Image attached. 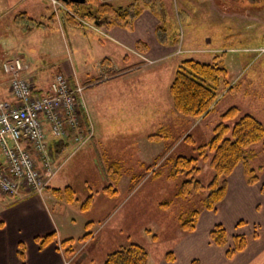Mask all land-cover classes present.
Wrapping results in <instances>:
<instances>
[{
	"label": "rangeland",
	"instance_id": "374dc122",
	"mask_svg": "<svg viewBox=\"0 0 264 264\" xmlns=\"http://www.w3.org/2000/svg\"><path fill=\"white\" fill-rule=\"evenodd\" d=\"M87 1L89 3L88 5L93 6L97 2L124 5L130 1H138L139 6H143L144 3H149L150 7L146 5L145 8L151 10L157 19V24L164 23L168 31L177 32L178 42L174 46H176L175 54L182 53L179 55L180 60L194 58L200 61L211 62L216 59L217 62L219 61L224 66L226 69L224 78L231 83L232 88L221 91L214 110L202 122L206 126L209 123L216 124L219 120L220 113L233 105L239 107L242 114H252L264 124V0ZM6 3V0H0V32L3 33L0 36V40L4 38L16 42L17 54L20 56L23 55L25 61L30 64V68L38 72L42 84L50 83L54 74L60 72V66L64 64L70 66L72 64L76 74L75 76L79 79L84 76V74H80L81 68H87L91 73H95L98 64L96 65L94 62L95 58L93 53H90L83 59L81 53L78 51V43L80 42V33L83 34L82 31L89 34L92 33L86 30V24L94 25L97 20L96 18L80 17L74 13L69 2L65 3L62 0H55V2L52 0H23L21 7L18 6L15 12L10 11L4 14L3 11ZM8 3H14V1L10 0ZM154 8L160 11L162 16L155 15ZM21 10H28L34 19L43 21L49 27L32 25L28 29H25L27 28L28 20L21 18L20 14H18V11ZM52 12L54 13V18L51 20L48 17ZM64 12L76 19L80 25H73L66 18L63 24H59L56 19L62 20ZM96 22L101 23L100 21ZM87 39L91 42L93 41L89 36L84 38V40ZM101 39L106 40L104 38ZM70 45L73 47V54L70 50ZM215 55H218L217 58H214ZM172 62L173 59H170L169 61L158 62L147 66L143 76L139 77L134 74L135 76L131 78L132 80L126 82L127 87L130 86L132 88V96H127L126 107L123 103L117 105L114 99V107L108 108L112 111L109 112L113 114L112 121H110L112 127L103 129L104 135L108 133L118 135L116 133L119 130L116 127L117 125H121L122 127L126 126L125 131H128V135L131 138L157 131L156 129L160 126V112L157 110V106H154L153 103H148V99H153L155 95L162 97L167 82L166 73L171 67ZM144 76H146V79H143ZM82 82H84L83 79ZM105 86L107 85H102L101 87ZM111 90L109 89L108 91L111 93ZM107 98L106 102L108 101ZM110 104L112 106V103ZM254 109L257 115L252 113ZM106 121L107 123L109 122L108 120ZM82 124L85 123L82 122ZM204 124H201V127ZM183 128L170 129V140H180L186 131L185 125ZM192 135L194 139H200L203 134H200L199 130L196 129L192 132ZM198 144L202 143H197L196 145ZM108 147L111 148L110 145H104L102 151L105 154L100 155V160L103 164L107 163L109 158H111V153L107 150ZM191 147L192 143H189V140H182L176 152L187 149L188 152L186 153L188 156L191 154L192 156H197V151L192 152ZM250 151L253 152L249 161L250 165L257 170L259 176L262 174V168H264V150L261 148V144L257 143L252 145ZM69 153V149L62 151L61 158H65ZM79 157L80 161L77 162V166L73 165L78 158L75 157L69 162V165L60 177L68 178L72 187L75 188L82 198L83 192L87 188V182L91 183L93 187V185L100 184L101 180L98 182L96 180L97 177L90 174L91 168L89 169V166L87 167L90 157L84 155ZM198 165L200 166V172L195 176L205 184L212 178L213 170L209 166L208 160H199ZM92 179L93 181L91 182ZM184 179L185 176L183 174L170 178L169 180H165L163 177L152 178V176H149L147 178L144 175L136 177V183L140 188L133 193V197L122 207H118L109 218L110 220L106 224V227L97 233L96 228L98 225L91 226L90 232L94 235V240L91 243L94 248V251L92 250L94 256L99 257L110 246L112 241L109 233L112 230L109 229L116 227L117 223H121L120 226L124 227L123 233L121 234V232L116 231L112 236L119 237L117 236L119 234L121 239H125L130 233V241L136 243L141 242L139 244L148 251L149 264H159L158 262L164 258L169 262L177 260L174 264H229L225 259H232L231 257L236 252L228 255L226 250L233 245L231 234L234 233L237 218L243 221L242 223L240 222L241 225L238 226L239 228H236L242 232L240 234L246 237L247 244L249 243V234L253 221L259 224V227L256 224L255 231L259 232L264 230V221L261 220L262 216L253 215L250 212L248 204L240 203L239 206L232 205L229 210L225 212L218 211L217 213L218 217L222 218L219 220L226 230L227 242L225 245H217L209 239L215 248H207L204 241L205 237L201 231L198 233L200 237L198 238L197 244L194 243V246L188 250L177 249L178 243L183 240L181 238H184H180L179 236V233H183L184 231L179 227L178 216L187 215L191 210L201 208V199L203 197L202 192L194 193L187 198L178 196L176 194L178 185ZM112 180V176H105V185L109 182L112 183ZM53 182L58 183L57 180H52ZM157 187L160 189H155ZM45 195L47 194L45 193ZM143 198L146 201L145 208L137 204ZM104 199L106 202L107 199ZM160 201H166V208H164V204L161 205V208L157 205ZM99 205L102 206V203H99ZM102 212L101 207L98 208L95 204L93 205L91 210L92 215L98 218ZM83 220H85L83 214L79 212L75 213V211L67 212V214L62 216V229L74 223L73 227L77 228L75 231L76 235H74L76 237L82 233ZM152 220L154 221L152 222ZM215 222L211 223L213 225L212 228ZM143 227H147L149 231ZM147 234L148 237L146 238ZM152 235L156 236V241L151 242ZM83 242L81 240L80 247L88 246V244L86 245V241L85 244ZM128 243L130 242L126 241V245ZM218 247L221 248L222 253L227 258L224 256L218 257ZM66 249H68V246L64 247L63 254L67 252ZM113 250L108 251V253ZM73 251L74 249L70 252ZM167 252H172L171 259L165 257ZM71 254H67L64 257L65 264H71L77 260V256L73 257Z\"/></svg>",
	"mask_w": 264,
	"mask_h": 264
},
{
	"label": "crops",
	"instance_id": "0c3cea01",
	"mask_svg": "<svg viewBox=\"0 0 264 264\" xmlns=\"http://www.w3.org/2000/svg\"><path fill=\"white\" fill-rule=\"evenodd\" d=\"M6 1L7 3L3 11L4 14L10 11L15 12L18 6L21 7L23 0H13L14 3H8L10 0ZM20 13H24L26 16L34 19L28 10L18 11V14ZM49 17L48 19H50ZM34 20L44 24V26L38 27H49L43 21ZM56 21L59 24H63L64 22L63 20L57 19ZM156 24V17L151 10L144 7L139 16L134 19L130 28L117 25L107 26L100 23L94 25L87 23L86 30L92 33L89 34L85 31H82L83 34L80 33L78 51L81 53L83 59L85 56L93 53L95 58L94 62L96 65L98 64L97 70L95 69V73H91L89 69L81 68L80 74H84V76L80 79L75 76L76 74L72 64L71 66L68 64L60 66L61 69L59 71L64 73L71 83H79L85 86L82 94L83 112L85 113V120L92 127L93 134L84 145L78 148H75L72 136L60 139L66 145L61 147L59 151L50 142L53 137L49 136L47 138V147L52 162L56 164L63 161V163L52 179L57 180L60 184L52 183L51 180L45 190L47 195H45L44 199L24 189H21L22 194L20 196H11L0 192V264H65L64 257L71 253L73 257L77 256V260L71 264H102L108 251L125 246L126 241L131 242V234L128 232L129 234L125 239H121L119 234L117 235L119 237L112 236L116 231L121 232V234L123 233L124 227L120 226L121 223H117L116 227L109 229L113 231V233L112 231L109 233L112 241L110 244L111 247L108 246L97 257L94 256V248L91 244L94 240V235L90 232L91 226L98 225L96 228L97 233L106 227V224L110 220L109 218L118 207H122L133 197V193L140 188L136 183V177L144 175L147 178L152 176V178L163 177V179L169 180L171 177L167 175L168 171L165 161L177 155L188 156L186 153L188 152L187 149L176 152V149L184 139L182 137L180 140H170V129L186 126L184 135L186 133L191 134L190 137L193 140L192 152L195 151L194 145L197 143H205L211 136L215 123H209L207 126L202 123L210 115V112L203 117L192 118L180 115L173 109L168 88L174 76L175 69L181 61L179 55L182 53L175 54L176 46L163 44L157 40L155 35ZM2 35L3 33L0 32V36ZM88 36L94 42L88 39L84 40ZM101 38L106 40H102ZM16 50V42L4 38L0 40V101L14 102V99L10 95L8 79L1 69V62L3 57L17 54ZM70 50L73 54L74 51L71 45ZM21 57L27 64L26 75L32 82L33 92L37 94L45 92L49 83L42 84L38 72L30 68V64L25 61L23 55ZM170 59H173V62L166 73L167 82L162 97L155 95L153 99L150 97L148 99V103H153L160 112V126L156 130L164 127L162 136L151 138L149 135L152 132H148L139 137L131 138L128 135V131H125L126 126L122 127L121 125L116 126L119 128L116 132L118 135H113V133L104 135L103 129L112 127L110 121H112L113 114H111L112 111L108 108L114 107V99L117 105L123 103L126 107L127 96H132V88L130 86L127 87L126 82L132 80L131 78L135 76L134 74L139 77L143 76L147 66L158 62L169 61ZM82 79L84 82H82ZM143 79H146V76ZM102 85L107 86L101 87ZM109 89H112L111 93L108 91ZM106 97H108L107 102ZM110 103H112V106ZM252 113L257 115L255 109ZM106 120L109 122L107 123ZM87 123L82 129L87 128ZM201 124H204L203 127H201ZM196 129L199 130L200 134H203L202 138L199 139L196 137L197 139H194L192 132ZM104 145L111 146V148H107L109 153H111V158H109L107 163L103 164L100 160V155L105 154L102 151ZM66 149H69L70 153L65 158H61L62 151ZM83 155L90 157V161L87 164V167L89 166V169L91 168L90 174L97 177L96 180L98 182L100 180L101 182L100 184L93 185V187L91 183L87 182V188L81 198L75 188L70 184L68 178H62L60 176L73 158L78 157L73 164L77 166V162L80 161L79 156ZM189 156H192V154ZM154 169L158 173H152ZM261 171L262 174L259 175V181L255 184H248L243 174V166L241 164L237 165L227 178V190L224 198L216 205L215 210H202L200 212L196 227L192 232L185 234L184 232L179 233L180 238H184H181L183 240L178 243L177 249L188 250L190 247H193L194 243L197 244L198 238L200 237L198 233L201 231L205 237L206 247L215 248L209 241L210 238L208 235L209 230L213 226L211 223H214V221L218 222L220 221L219 219H222L218 217V211L225 212L232 205L239 206L240 203L248 204L250 212L253 215L262 216L261 220L264 221V194L260 190L261 183L264 180V168ZM105 176H113L112 190L109 188L105 189L110 184L109 182L105 185ZM67 186H70L74 191V199L69 200L64 195H58V191H63ZM155 189L159 190L160 188L157 187ZM88 197H90V203L86 209H83L82 202ZM104 198L107 199L106 202ZM99 203H102V206ZM145 203L146 201L143 198L137 204L145 208ZM165 203L166 201H160L157 205L161 208V205ZM94 204L98 208L101 207L103 211L98 218L91 214ZM166 206L167 204L164 205V208ZM73 210L75 213L79 212L83 214L85 219L83 220L82 233L76 237L74 235H76L75 231L77 228L73 227L74 223L62 229V216L67 214V212H74ZM240 222L242 223L243 221L237 218L235 226H240ZM218 223L222 224L221 221ZM256 224L258 223L255 221L251 223L249 243L246 244L247 246L242 250L236 251L233 257H231L232 259L227 258L222 253L221 248L218 247V257H226L227 259L225 261L229 264H264V230L259 232L255 231ZM236 227L234 233L231 234L232 239L235 234L242 233ZM143 228L146 229L147 227ZM88 233L91 234L83 238V244L87 242L86 245L88 244V246L80 247V239L85 234L88 235ZM147 237L148 234L146 235ZM152 241H156L155 235L151 236ZM20 245L23 246L22 258L19 257L17 252ZM67 246V252L63 254L64 247ZM72 249L74 251L70 252ZM149 262L150 260L148 259L147 264ZM176 262L177 260L169 262L164 258L158 263L174 264Z\"/></svg>",
	"mask_w": 264,
	"mask_h": 264
},
{
	"label": "trees",
	"instance_id": "16d2710c",
	"mask_svg": "<svg viewBox=\"0 0 264 264\" xmlns=\"http://www.w3.org/2000/svg\"><path fill=\"white\" fill-rule=\"evenodd\" d=\"M71 4L74 13L80 17L96 18L100 24L107 26L117 25L130 28L135 18H137L142 9L150 4L144 3L139 6L138 1H132L127 5H114L107 2H97L91 5V13L84 8L82 3ZM90 7L88 9H90ZM154 14L162 16L160 11L155 8ZM64 17L73 24L80 25L71 15ZM21 18L28 20L27 28L30 26H44L42 22L20 13ZM54 18V13L49 17ZM177 33V32H176ZM168 31L164 23H159L155 27V35L159 42L163 44H177V34ZM215 55L214 58H217ZM226 69L216 59L209 61H200L194 58L182 59L176 69L174 76L169 84V95L172 106L176 113L192 118L203 117L213 111L221 91L230 90L231 83L226 80ZM73 84V83H72ZM85 113L81 111V127H85ZM84 122L85 124H82ZM89 123H87V126ZM91 126V125H90ZM164 127H160L149 137L155 138L162 136ZM162 133V134H161ZM190 133H186L182 139L189 140L193 144ZM69 137V136H68ZM50 142L56 150H60L63 144L62 140L52 138ZM260 143L264 150V124L255 116L249 113H241L239 107L233 105L223 110L219 115L218 122L213 126L212 134L209 139L202 144L194 145L197 156L177 155L174 158H168L165 161L167 165V175L171 178L183 174L185 179L178 185L176 194L182 198H187L194 193H203L201 199L202 205L199 209L191 210L187 215H179V227L184 232H192L195 229L201 210H213L216 205L224 198L227 190V177L234 168L241 163L244 168L245 180L248 184H254L258 181L257 170L250 165V157L253 152L250 151L252 145ZM59 147V148H57ZM194 151V152H195ZM47 152L49 150L47 147ZM50 155V154H49ZM199 160H208L209 166L213 170L212 178L203 183L196 178L200 172ZM158 173L152 170V173ZM113 177V176H112ZM113 183H110L105 189H113ZM261 192L264 193V182L261 186ZM58 195H64L67 199H74V191L70 186L58 191ZM90 203V197L82 202V208L86 209ZM166 205V203L164 204ZM91 233L85 234L80 240ZM209 237L217 245H225L227 242L226 230L221 224H215L209 231ZM247 244V239L243 234L233 236V245L226 250L228 255L242 250ZM18 255L22 258L23 246L20 245L17 250ZM166 258H172V252L166 253ZM148 252L139 243L130 242L125 246L113 250L105 256L102 264H147Z\"/></svg>",
	"mask_w": 264,
	"mask_h": 264
},
{
	"label": "built area",
	"instance_id": "2783aa9c",
	"mask_svg": "<svg viewBox=\"0 0 264 264\" xmlns=\"http://www.w3.org/2000/svg\"><path fill=\"white\" fill-rule=\"evenodd\" d=\"M1 69L14 102L0 101V192L20 196L24 189L44 199L63 163L52 162L47 138L72 136L78 148L93 134L90 124L81 127L84 86L57 72L45 92L34 93L27 64L18 54L5 57Z\"/></svg>",
	"mask_w": 264,
	"mask_h": 264
},
{
	"label": "flooded vegetation",
	"instance_id": "af4514ba",
	"mask_svg": "<svg viewBox=\"0 0 264 264\" xmlns=\"http://www.w3.org/2000/svg\"><path fill=\"white\" fill-rule=\"evenodd\" d=\"M69 3H72L71 1H69ZM73 3H76V2H73ZM77 4V3H76ZM87 4V5H86ZM89 3H88V1L87 0H85V2H83L81 5H84L85 7V9H87L90 13H91V11H92V9H91V5H88ZM90 7V9H88Z\"/></svg>",
	"mask_w": 264,
	"mask_h": 264
},
{
	"label": "water",
	"instance_id": "95a60500",
	"mask_svg": "<svg viewBox=\"0 0 264 264\" xmlns=\"http://www.w3.org/2000/svg\"><path fill=\"white\" fill-rule=\"evenodd\" d=\"M65 3H68L69 1L71 2H76V3H83L85 0H62ZM95 24H99L98 22L95 21Z\"/></svg>",
	"mask_w": 264,
	"mask_h": 264
}]
</instances>
